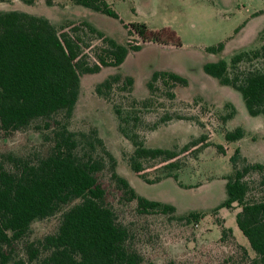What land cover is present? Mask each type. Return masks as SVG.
Instances as JSON below:
<instances>
[{"label": "rangeland", "instance_id": "rangeland-1", "mask_svg": "<svg viewBox=\"0 0 264 264\" xmlns=\"http://www.w3.org/2000/svg\"><path fill=\"white\" fill-rule=\"evenodd\" d=\"M48 1L49 5L45 0H8L0 3V11L45 18L63 32L87 22L115 43L138 44L140 49L129 51L117 67L80 75L77 100L69 118L58 113L46 121H33L19 131H0V162L10 169L4 158L7 155L31 161L46 156L51 147L50 131L61 124L77 136H92L89 134L94 131L104 151L113 157L115 173L139 197L175 210L172 216L139 213L134 202L123 200L109 179L106 162L103 163L97 181L105 192L104 203L127 229L128 247L139 254L142 264H249L253 253L234 222L238 209L226 210L221 205L226 198L224 178L232 173L228 159L235 149L248 162L264 165V118L248 116L240 95L204 75L201 67L217 61L228 65L232 54L255 50L262 44L257 34L264 28V0H104L117 19L76 6L73 0ZM135 23L144 24L149 31L169 30L178 46L142 43L129 28ZM79 28L82 52L92 64L100 42L91 39L82 26ZM217 44H222L219 53L205 51ZM159 71L181 76L186 85L167 89L158 81L148 93L145 84L152 72ZM111 75H119L120 80L130 77L131 92L121 90L119 83L104 96L96 95L95 86ZM170 92L172 99L168 97ZM114 108L127 119L124 127L128 133L129 117L138 118L135 132L147 148L179 150L199 136H204L208 145L194 154L180 156L175 168L149 161L144 164L145 173L137 176L127 166L132 147L117 131ZM164 116L171 120L160 124L159 119ZM225 116L229 117L222 120ZM235 129H240L242 135L225 141L224 134ZM44 136L47 138L43 140ZM216 147L223 152L219 153ZM92 155L104 160L98 148ZM246 180L255 187L258 177L251 175ZM253 190V194L258 192L256 187ZM255 196L260 197L257 193ZM187 213L198 214V222L179 219ZM57 224L58 215L32 222L26 240L53 234ZM222 229L228 232L221 238Z\"/></svg>", "mask_w": 264, "mask_h": 264}, {"label": "trees", "instance_id": "trees-1", "mask_svg": "<svg viewBox=\"0 0 264 264\" xmlns=\"http://www.w3.org/2000/svg\"><path fill=\"white\" fill-rule=\"evenodd\" d=\"M73 1L76 6L117 19L104 0ZM3 2L8 0H0ZM80 26L91 39L100 42L92 64H88L82 52ZM129 28L142 43L167 42L178 46L177 38L167 29L149 31L141 23L131 24ZM257 38L262 42L257 49L232 54L228 65L217 61L204 63L201 69L220 86L238 93L248 116L264 118V28ZM139 49L138 44L115 43L87 22L72 25L69 32H63L45 18L0 11V131H19L33 121H46L58 113L64 119L69 118L77 100L80 75L117 67L129 51ZM221 50L222 44L205 49L208 53ZM260 61L262 66H258ZM158 81L167 89L186 85L185 79L173 72H152L145 84L148 93ZM119 83L121 90L131 92L132 79L126 76L120 80L119 75L108 76L95 86L94 92L104 96ZM168 97L172 99L173 93H168ZM113 114L118 133L132 147L127 166L137 176L145 173L144 164L149 161L168 163L167 169L175 168L180 156L194 154L208 145L205 137L199 136L179 150L147 148L135 132L138 118L129 117L131 131L128 133L124 127L127 119L116 108ZM170 120V116H164L159 123ZM50 134L51 147L46 156L31 161L7 155L4 158L10 169L0 162V264H142L139 254L128 247L127 229L116 221L113 210L104 203L105 192L97 181V173L106 162L114 187L125 202H134L141 214L172 216L174 208L139 197L115 173L114 159L104 151L94 131L89 134L92 136H77L61 124ZM241 135V130L235 129L226 132L224 140L231 142ZM96 148L104 160L93 157ZM216 149L223 152L221 147ZM228 162L232 173L224 178L226 198L221 206L226 210L238 209L234 222L253 253L249 264H264V165L248 162L238 149L232 152ZM251 175L258 177L255 187L259 198L253 194L255 187L246 180ZM55 215H58V224L53 234L26 240L32 222ZM199 217L196 213H187L179 219L197 223ZM226 231L222 229L221 238Z\"/></svg>", "mask_w": 264, "mask_h": 264}]
</instances>
